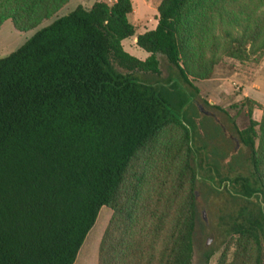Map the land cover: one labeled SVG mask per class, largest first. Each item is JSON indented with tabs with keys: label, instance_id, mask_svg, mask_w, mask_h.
Masks as SVG:
<instances>
[{
	"label": "trees",
	"instance_id": "1",
	"mask_svg": "<svg viewBox=\"0 0 264 264\" xmlns=\"http://www.w3.org/2000/svg\"><path fill=\"white\" fill-rule=\"evenodd\" d=\"M68 0H0V25H38ZM153 28L132 0L78 4L0 57V264H73L101 206L97 264H192L199 88L221 55L264 54V0H159ZM172 68L168 84L160 56ZM238 138L264 200V105L248 96ZM220 107V106H217ZM254 107L261 109L253 117ZM223 109V108H222ZM182 136L159 145L168 125ZM264 211L232 227L215 264H262ZM233 250L230 255V246Z\"/></svg>",
	"mask_w": 264,
	"mask_h": 264
},
{
	"label": "rangeland",
	"instance_id": "2",
	"mask_svg": "<svg viewBox=\"0 0 264 264\" xmlns=\"http://www.w3.org/2000/svg\"><path fill=\"white\" fill-rule=\"evenodd\" d=\"M93 0H68L50 17L25 31L17 30L10 18L0 25V57L16 49L28 37L55 18L74 9L78 4L90 5ZM132 17L136 30L132 36L122 39L123 48L144 59L148 52L135 43L137 33L153 28L157 22L159 0H132ZM160 75H137L147 81L168 84L172 75L163 55L160 56ZM199 88L192 104L196 107V144L199 152H193L198 168L195 181L196 216L192 235V264H215L238 222L255 219L258 207L264 211V200L247 191L256 185L252 180L249 149L238 138L234 120L239 127L248 122V105L242 98L248 96L264 105V54L259 58L238 60L221 55L210 78L195 82ZM220 106V107H217ZM223 108V109H222ZM261 109L254 107L253 117L259 118ZM182 136V128L168 125L159 135V145ZM111 208L101 206L97 218L80 246L73 264H97L98 244L111 215ZM264 228V226H263ZM262 264H264V237L262 236ZM230 255L233 246H230Z\"/></svg>",
	"mask_w": 264,
	"mask_h": 264
},
{
	"label": "crops",
	"instance_id": "3",
	"mask_svg": "<svg viewBox=\"0 0 264 264\" xmlns=\"http://www.w3.org/2000/svg\"><path fill=\"white\" fill-rule=\"evenodd\" d=\"M93 1H94V0H93ZM106 1L111 2V1H113V0H106ZM92 3H93V2H92ZM92 3H91V4H92ZM91 4H90V5H91ZM90 5H86V6L83 5V6H85V7H89ZM135 40H136V39H135Z\"/></svg>",
	"mask_w": 264,
	"mask_h": 264
}]
</instances>
